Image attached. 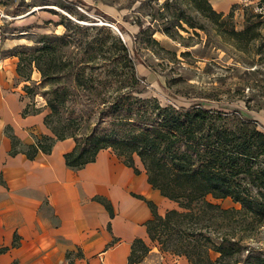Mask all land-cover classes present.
Segmentation results:
<instances>
[{
    "label": "rangeland",
    "instance_id": "obj_1",
    "mask_svg": "<svg viewBox=\"0 0 264 264\" xmlns=\"http://www.w3.org/2000/svg\"><path fill=\"white\" fill-rule=\"evenodd\" d=\"M139 23L151 28L141 31ZM107 28L134 58L142 79L140 97L178 105L204 101L228 112L237 108L264 130V0L233 5L221 16L205 6L198 10L191 0H93L90 5L0 0V55L24 59L17 76L28 112L46 116L49 101L58 102L47 120L58 134L65 130L80 139L112 128L99 110L129 87L130 70ZM62 35L68 37L57 39ZM42 42L45 49L37 50ZM30 57L40 58L46 76L28 63ZM207 199L222 208H239L230 198ZM252 245L255 253L264 248V226ZM149 247L158 250L152 243ZM145 257L144 264H187L171 253Z\"/></svg>",
    "mask_w": 264,
    "mask_h": 264
},
{
    "label": "trees",
    "instance_id": "obj_2",
    "mask_svg": "<svg viewBox=\"0 0 264 264\" xmlns=\"http://www.w3.org/2000/svg\"><path fill=\"white\" fill-rule=\"evenodd\" d=\"M191 2L198 10L205 6L214 15L222 14L212 8L209 0ZM139 28L147 31L151 26L143 28L139 23ZM162 31L168 34L169 28L165 26ZM107 32L130 70L129 87L99 110V116L112 128L94 130L80 139L73 133L63 134L65 130L58 134L47 120L59 104L49 101L51 113L44 115L43 122L51 136L37 138L27 148V157L34 158L38 151L48 153L54 141L65 138L75 141L74 149L64 155L65 164L73 169L93 162L99 150L111 148L124 164L138 172L134 167L136 156L151 187L176 204L163 215L150 204L152 218L146 222V231L159 253L184 257L187 264H264V248L255 253L252 245L264 226V130L237 108L228 112L210 108L204 101L178 105L163 104L156 97H140L142 79L137 78L134 58H129L126 45L111 30ZM43 45L36 49H45ZM23 60L18 56V74ZM28 63H35L46 76L40 58L30 57ZM39 112H28L25 106L22 114ZM11 142V153H15L18 141L11 136ZM207 197L230 198L239 208H222ZM97 199L112 215L109 203ZM5 250L0 247V253ZM149 251V245L135 240L129 264L141 262Z\"/></svg>",
    "mask_w": 264,
    "mask_h": 264
},
{
    "label": "crops",
    "instance_id": "obj_3",
    "mask_svg": "<svg viewBox=\"0 0 264 264\" xmlns=\"http://www.w3.org/2000/svg\"><path fill=\"white\" fill-rule=\"evenodd\" d=\"M246 1L209 0L224 14ZM16 64V57L0 55V247L6 248L0 264H129L135 240L150 244V204L159 215L176 204L151 187L138 157L136 172L111 148L78 169L64 160L75 147L72 138L28 158L27 148L51 132L43 111L22 114L26 100ZM11 136L18 141L15 153ZM97 198L109 203L112 215ZM155 253L160 254L154 247L148 255Z\"/></svg>",
    "mask_w": 264,
    "mask_h": 264
},
{
    "label": "built area",
    "instance_id": "obj_4",
    "mask_svg": "<svg viewBox=\"0 0 264 264\" xmlns=\"http://www.w3.org/2000/svg\"><path fill=\"white\" fill-rule=\"evenodd\" d=\"M12 2H14V3H18V2H20L21 0H11Z\"/></svg>",
    "mask_w": 264,
    "mask_h": 264
},
{
    "label": "bare ground",
    "instance_id": "obj_5",
    "mask_svg": "<svg viewBox=\"0 0 264 264\" xmlns=\"http://www.w3.org/2000/svg\"><path fill=\"white\" fill-rule=\"evenodd\" d=\"M53 7H54V6H53ZM55 8H56V7H55ZM113 29H115V27H114V26H113ZM116 29H117V28H116ZM116 29H115V30H116Z\"/></svg>",
    "mask_w": 264,
    "mask_h": 264
}]
</instances>
